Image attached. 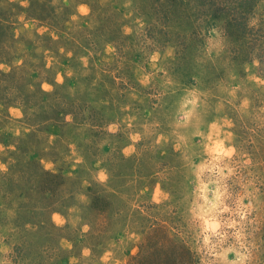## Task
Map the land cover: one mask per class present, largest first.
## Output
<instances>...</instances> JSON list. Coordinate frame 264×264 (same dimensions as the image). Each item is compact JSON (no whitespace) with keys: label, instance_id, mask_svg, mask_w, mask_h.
<instances>
[{"label":"rangeland","instance_id":"obj_1","mask_svg":"<svg viewBox=\"0 0 264 264\" xmlns=\"http://www.w3.org/2000/svg\"><path fill=\"white\" fill-rule=\"evenodd\" d=\"M0 264H264V0H0Z\"/></svg>","mask_w":264,"mask_h":264}]
</instances>
